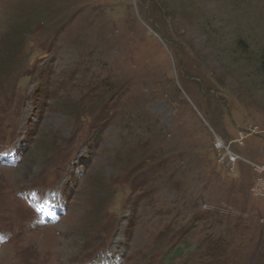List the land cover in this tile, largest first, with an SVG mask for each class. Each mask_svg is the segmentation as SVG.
<instances>
[{"label": "rangeland", "instance_id": "rangeland-1", "mask_svg": "<svg viewBox=\"0 0 264 264\" xmlns=\"http://www.w3.org/2000/svg\"><path fill=\"white\" fill-rule=\"evenodd\" d=\"M263 62L264 0H0V264H264Z\"/></svg>", "mask_w": 264, "mask_h": 264}, {"label": "built area", "instance_id": "built-area-1", "mask_svg": "<svg viewBox=\"0 0 264 264\" xmlns=\"http://www.w3.org/2000/svg\"><path fill=\"white\" fill-rule=\"evenodd\" d=\"M218 146L221 147V144H218ZM232 160H233V161L236 160V156H235V157H232ZM262 170H264V168H262ZM261 191H262V190H261ZM263 191H264V189H263ZM261 194H263V196H264V192H261Z\"/></svg>", "mask_w": 264, "mask_h": 264}, {"label": "snow or ice", "instance_id": "snow-or-ice-1", "mask_svg": "<svg viewBox=\"0 0 264 264\" xmlns=\"http://www.w3.org/2000/svg\"><path fill=\"white\" fill-rule=\"evenodd\" d=\"M6 155V153H0V156ZM4 238V234H0V240Z\"/></svg>", "mask_w": 264, "mask_h": 264}, {"label": "water", "instance_id": "water-1", "mask_svg": "<svg viewBox=\"0 0 264 264\" xmlns=\"http://www.w3.org/2000/svg\"><path fill=\"white\" fill-rule=\"evenodd\" d=\"M163 40H165L163 37H161ZM246 132H248V133H251V132H253V133H256V134H258V132H256V131H254V130H245Z\"/></svg>", "mask_w": 264, "mask_h": 264}, {"label": "trees", "instance_id": "trees-1", "mask_svg": "<svg viewBox=\"0 0 264 264\" xmlns=\"http://www.w3.org/2000/svg\"><path fill=\"white\" fill-rule=\"evenodd\" d=\"M263 68H264V62H263Z\"/></svg>", "mask_w": 264, "mask_h": 264}]
</instances>
